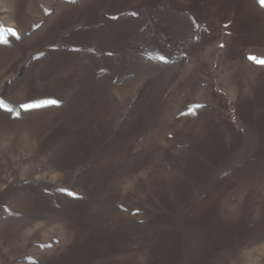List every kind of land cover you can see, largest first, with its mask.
I'll use <instances>...</instances> for the list:
<instances>
[{"label":"rangeland","instance_id":"rangeland-1","mask_svg":"<svg viewBox=\"0 0 264 264\" xmlns=\"http://www.w3.org/2000/svg\"><path fill=\"white\" fill-rule=\"evenodd\" d=\"M260 61L262 0H0V264H264Z\"/></svg>","mask_w":264,"mask_h":264},{"label":"snow or ice","instance_id":"snow-or-ice-1","mask_svg":"<svg viewBox=\"0 0 264 264\" xmlns=\"http://www.w3.org/2000/svg\"><path fill=\"white\" fill-rule=\"evenodd\" d=\"M262 3H264V0H262ZM9 31H12V30H9ZM260 63H264V61H260ZM51 103H55V101H51ZM0 107H4L2 102H0ZM22 107H24L25 109H28L31 107V105H22Z\"/></svg>","mask_w":264,"mask_h":264}]
</instances>
